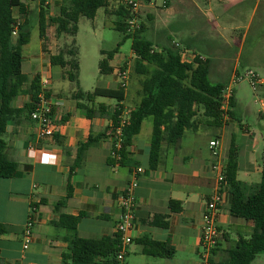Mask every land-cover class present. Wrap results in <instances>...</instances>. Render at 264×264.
<instances>
[{
	"label": "crops",
	"instance_id": "obj_1",
	"mask_svg": "<svg viewBox=\"0 0 264 264\" xmlns=\"http://www.w3.org/2000/svg\"><path fill=\"white\" fill-rule=\"evenodd\" d=\"M262 1L264 0H179V5L173 6V0H163V7L155 5V10L160 13L155 24L153 22L157 34L153 41H157L159 50L170 44L176 47L177 42L169 40V34L174 29L170 21L171 15L176 11L190 13L193 17L197 15V24H185L177 28L176 32L181 35L179 44L182 48L200 54L209 61L210 77L216 80H212L213 82L229 85L235 74L246 70H254L260 75L255 67L264 68V21L263 25L256 28L255 39L253 42L249 41V47L246 43L253 28L255 12ZM47 15L49 16V11ZM162 15L166 16L165 21L161 19ZM227 15L232 23L228 25L223 22V26L221 21ZM241 18L247 19L248 24L246 32L238 36L237 30L240 27L237 21H241ZM158 20L162 21V28L158 27ZM223 27L230 36L224 37L225 35L218 32V29ZM48 28L47 25L46 37H40L41 58L38 61L25 59L23 54L22 70L27 75L28 83L35 75H40L41 80L49 79L48 90L56 103L53 119L60 125V129L53 138L40 139L37 136L38 126L28 119V112L8 124L4 136L7 154L17 161L18 168L13 177L0 180V223L6 229L0 233V264H63L62 254L68 249L69 242L66 229L55 224L61 213L85 214L78 225L80 237H114L122 212L119 197L137 167L143 171L135 189L136 220L131 233L133 240L124 246L125 254L120 260L121 263L201 264L204 248L200 245L199 238L205 224L207 202L216 187L215 176L211 170L215 159L210 153L209 142L215 138L220 139L221 154L226 163L230 149L235 148L239 167L238 179L255 185L260 183L261 179H257L262 176V156L260 162L257 155L260 150L263 154L264 129H252L241 124L240 118L235 117L239 107L238 100L240 101L237 99L238 89L235 87L232 93L235 101L234 116H225L224 124L218 126L212 120H205L203 112L200 111L196 118L197 126L185 131L179 145L163 144L161 163L156 169L149 167L153 121L144 134L145 119L141 132L134 138L130 149L132 159L138 163V166L131 168L120 159L112 157V119L104 115L89 118L78 107V101L75 99V94L80 89L73 87L66 90L63 85H59L60 82L55 84L56 81L68 78L60 65L51 64L50 57L57 55L61 50L58 51L55 40L50 38ZM44 46L46 50L43 49ZM231 51L235 53L234 60L230 58ZM135 62L131 44V53L128 56L117 64H112L111 61L114 68L110 74L112 79L106 81L104 86L93 87L90 91L95 88L116 90L122 86L124 80L123 118H126L140 101ZM36 65L37 70L34 69ZM121 73H124V79ZM262 81L260 86H264V80ZM31 101L30 95H19L13 105L22 108ZM100 104L108 107L109 111L118 107L116 99L100 96L89 106L98 108ZM234 117L242 126L244 133L241 135H238L237 125H232ZM260 118L264 120L263 111L260 112ZM228 128L231 129V140L227 146L225 134ZM216 129L215 133H211ZM187 132H192L196 137L205 133L208 138L203 145L191 144V147L187 148L184 143ZM100 135L103 137L87 149L82 163L75 166L79 146L91 136ZM32 145L35 146L33 150L30 149ZM247 149L248 153L245 154L244 150ZM69 190L71 197L60 210H55L56 203L65 199ZM223 197V204L216 215V224L222 237L212 250L211 256L215 264H226L224 260L227 250L235 245L240 236L247 238L253 232L252 226L244 219L231 216V194L227 184L223 188ZM171 201L178 202L180 210L173 211L170 207ZM32 207L35 208V232L32 243L25 249L23 231ZM165 221L168 223L166 227L159 225ZM234 232L236 241L233 239ZM145 237L166 243L175 249V254L170 258L145 254V246L140 242ZM96 264H106V259H100Z\"/></svg>",
	"mask_w": 264,
	"mask_h": 264
},
{
	"label": "trees",
	"instance_id": "obj_2",
	"mask_svg": "<svg viewBox=\"0 0 264 264\" xmlns=\"http://www.w3.org/2000/svg\"><path fill=\"white\" fill-rule=\"evenodd\" d=\"M39 29L40 37H46L47 25H56V34L78 33V23L81 17L94 19L100 8H108L109 0H61L60 12L55 16H48V2L39 0ZM18 9L20 16H27L28 7L22 0H0V180L15 175L18 163L7 154V142L4 138L8 124L25 112L30 113L38 100L41 90V77L35 75L28 83L27 75L22 70L23 48L31 39L29 18L18 24L15 16ZM114 13L118 19L114 28L123 33V39L113 50H102L103 58L99 64L100 73L112 74L114 71L111 60L119 52L121 45L132 39V50L136 57L135 71L140 77L138 96L139 104L128 115V123L123 127V145L118 151L120 161L130 166H138L132 159L131 147L134 138L141 132L145 119L151 117L153 121L152 140L149 152V167L156 169L161 163L164 143L179 145L185 131L195 128L197 117L202 111L203 116L213 118V122L221 126L224 124L227 112L234 116V98L230 99L231 110L222 109L224 93L227 85L224 82H213L210 79V64L196 54L192 62L181 59L179 48L170 44L163 49L151 38L146 36L145 24L134 33L128 32L127 20L129 10L126 6H118ZM152 19V16L150 17ZM17 31L15 35L14 32ZM52 65H60L65 76L76 81L79 74L78 49L75 41L71 47L62 49L57 55L50 57ZM19 95H30L32 101L22 108L14 107L13 103ZM116 99L118 107L112 111L103 104L98 108L90 107L96 97ZM78 107L89 118L95 115L109 116L113 121V130L122 121L123 104L125 99V83L119 89L95 88L92 92L79 90L75 94ZM28 119H31L28 116ZM103 137L91 136L78 148L75 166H79L87 149L97 139ZM238 161L235 148L229 151L225 179L231 194L230 214L235 218L244 219L253 232L249 237L240 236L235 245L227 250L226 264H252L259 254L264 253V150L262 154V176L258 184L250 185L238 179ZM71 197L68 191L65 199L55 205L60 210ZM180 204L170 202L173 211L180 210ZM85 214H60L56 226L68 232V249L62 254L63 264H96L100 259H106V264H122L118 259L122 240L118 234L114 237L83 238L78 235V225ZM166 227L167 221L159 223ZM5 226L0 223V233L5 232ZM144 244V253L147 255L170 258L175 249L164 242L145 237L140 240Z\"/></svg>",
	"mask_w": 264,
	"mask_h": 264
},
{
	"label": "rangeland",
	"instance_id": "obj_3",
	"mask_svg": "<svg viewBox=\"0 0 264 264\" xmlns=\"http://www.w3.org/2000/svg\"><path fill=\"white\" fill-rule=\"evenodd\" d=\"M22 1L28 7V14L25 17L29 18V20L31 21L30 23L31 39H30V42L26 46H24L23 54H24L25 59L30 58L32 60L38 61V59L41 58V54H42L40 29H39V12H40V7H41L40 1L39 0H22ZM117 1H120V0H109L108 8L106 9L100 8L97 12V16L94 19L81 17L78 23V26H79L78 33L75 36H72L69 34H62L58 36L56 34V25L49 22L48 29H49L50 38L55 40V44H56L58 51L65 49L66 47H71L73 44V41H75V46L78 49V60H79V66H80L78 79L76 81L65 79V80L56 81L55 84H58L60 82L59 85H63L66 88V90L68 88L72 89L74 87V89L76 90L80 89V90L89 92L92 90L93 87L104 86L106 81L112 79V76H110V74L103 75L100 73L99 64H100L101 59L103 58L101 51L102 50L110 51V50L115 49L118 43L123 38V33L114 28L115 22L118 19L117 15L114 13L115 9L117 8V7H114L118 4ZM135 1H138V0H135ZM148 3L149 2H146L144 0L141 1V6L138 9L137 19L140 25L142 23L145 24V29H146L145 34L147 37L153 40V37L157 35L156 27L153 25L157 21V16L160 13V11L155 10V8L158 5L162 7L164 5H163V0H156V6H154V8H153V5H149ZM176 4L179 5V0H173V6H177ZM48 5H49V8H48L49 16H52L53 14L56 15L60 12V5H61L60 0H53ZM52 12L53 14H51ZM15 16L21 21V23L24 22L25 17L19 15L18 9H15ZM151 16H152V19H150ZM153 17H154V20H153ZM223 18L224 20L221 21V24L223 22L224 24H228V25L232 23L228 15L227 17H223ZM161 19L165 21L166 16L162 15ZM170 21H171V24L174 25L173 27L174 29L169 34V40L173 42H177L178 44L181 39V35L180 33L176 32L177 31L176 29L180 28L181 26L185 24L193 25V24H197L198 22L197 15L193 17V16H190V13H187V12L178 13L177 11L171 15ZM263 21H264V1L261 2L258 11L255 12L253 28L249 34V40L246 43V46L249 47V44H250L249 41L251 42L254 41L255 39L254 33L256 32V28L259 27L260 25H263L262 24ZM157 24L159 25L158 27L162 28L161 20L159 21V23L157 22ZM247 24H248V20L245 18L244 19L241 18V21L240 20L237 21V25L238 27H240L237 30L238 36L246 32ZM218 32L225 35L224 37L230 36L227 30L225 29V27L218 29ZM131 44H132L131 39L126 40L122 44V48L118 52L119 54L117 53L118 55H116L115 59L111 60L112 64L113 63L117 64L118 61L120 60L122 61L125 58V56H128L131 53ZM43 49L46 50V46H44ZM233 56H235V53L231 51L230 58L232 57L233 59ZM244 57H245V54L243 55V58ZM37 68L38 67L36 65L34 69L37 70ZM255 68L260 73L259 75L260 78L264 80V68H258V67H255ZM132 70L134 69L132 68ZM246 71L240 74H244ZM135 76L137 77V86L139 89L140 88V83H139L140 77L138 76L137 73L135 74ZM210 78L211 80L216 81L214 77H210ZM235 87L238 89L237 99H240V101L238 100L239 107H238V111L236 112L235 117L240 118L241 124L246 125V126L248 125L252 129L257 128L258 130L263 131L264 120L260 118V112L264 110L260 103V100L264 99V86L259 85L256 89H253L252 86L250 85V82L247 79H245V80H242L241 82L234 84L233 88ZM229 104H230V101H229ZM229 109L231 110L230 105L227 111H229ZM225 116L230 117V114L227 112ZM203 117L205 118V120H213V118H210V117H206V116H203ZM235 117H234V120H232V125H237L238 135H241L242 133H244L243 130L241 129L242 126L241 124H239L240 123L239 120H237ZM151 124H152V119L151 117H149L147 118L144 124V130H143L144 134L146 130L150 128ZM216 131L217 129L212 131L211 133H215ZM230 132H231V129L228 128L225 134L227 146L230 144L229 142L231 140ZM191 134L192 132H187L186 137L184 139V143L185 145H187V148H190L191 144L203 145L206 139L208 138V135L205 133L204 135L197 136V137L193 136V134L191 136ZM238 135H236V137H239ZM262 141H264V138L262 139ZM244 151H245V154L248 153L246 152L248 151V149ZM257 156L260 158L259 160L261 162V156H262L261 150L259 151ZM260 179L261 177L259 176L257 181H259ZM225 227L227 228V226ZM236 232H234V236H233L234 241L237 240V237L235 236ZM243 233L245 234V232ZM252 264H264V253L259 254L256 257V259L252 262Z\"/></svg>",
	"mask_w": 264,
	"mask_h": 264
},
{
	"label": "built area",
	"instance_id": "obj_4",
	"mask_svg": "<svg viewBox=\"0 0 264 264\" xmlns=\"http://www.w3.org/2000/svg\"><path fill=\"white\" fill-rule=\"evenodd\" d=\"M142 0H120L117 1L116 7L124 5L129 10L130 14L127 20L128 32L134 33L140 28V23L138 22V9L141 6ZM149 2V5H156V0H144ZM165 1V0H164ZM20 20L18 21V24ZM14 34H17L15 30ZM176 47L179 48L180 56L184 62H192L196 54L189 51L188 49L182 48L180 44L176 43ZM191 57L193 60H191ZM201 59H204L200 56ZM124 79V73H121ZM247 79L253 89H256L262 80L260 76L254 70H248L244 74H236L232 77L229 85H227L224 93V103L222 109L226 112L229 107V101L233 93V85ZM49 79L41 80V90L38 94V100L35 102L34 108L29 113L32 121H34L37 126V136L40 139H51L59 131L60 125L53 119V114L55 110L56 103L53 100V96L49 93ZM260 103L264 110V99L260 100ZM264 112V111H263ZM128 116L123 118L120 125L114 129V147L112 150V157L120 159L118 151L123 145V127L128 123ZM35 146H31L30 149H34ZM209 150L212 157L215 159L211 164V170L215 176L216 187L214 192L207 202V209L205 212V224L202 228L200 235V245L204 248L201 258V264H215L212 260V250L218 245L221 240L222 233L218 225L216 224V215L223 204V188L227 184L225 179L226 162L224 161L221 154V141L218 138L212 139L209 142ZM143 169L137 167L132 172V179L128 183L125 191L120 195L119 202L121 208V219L117 224L116 231L122 240L121 250L118 253V259L122 260L124 258V246L132 242L131 233L135 226L136 220V195L135 189L139 184V177ZM34 210L32 207L31 213L27 219V222L23 231L24 248L27 249L32 243L34 232H35V218Z\"/></svg>",
	"mask_w": 264,
	"mask_h": 264
}]
</instances>
